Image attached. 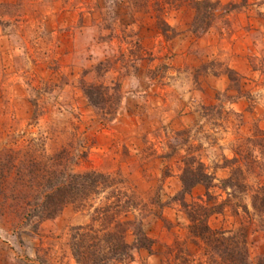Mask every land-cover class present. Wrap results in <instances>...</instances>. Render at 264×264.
I'll return each mask as SVG.
<instances>
[{
    "label": "rangeland",
    "instance_id": "1",
    "mask_svg": "<svg viewBox=\"0 0 264 264\" xmlns=\"http://www.w3.org/2000/svg\"><path fill=\"white\" fill-rule=\"evenodd\" d=\"M89 86L107 89L97 106ZM29 145L115 187L20 227L7 155ZM198 168L211 186L181 194ZM112 191V219L152 244L111 264H206L188 237L201 209L264 259V0H0V264H78L70 229Z\"/></svg>",
    "mask_w": 264,
    "mask_h": 264
},
{
    "label": "trees",
    "instance_id": "2",
    "mask_svg": "<svg viewBox=\"0 0 264 264\" xmlns=\"http://www.w3.org/2000/svg\"><path fill=\"white\" fill-rule=\"evenodd\" d=\"M197 4L200 5L196 3V6ZM90 87L92 86L84 88V94L90 103L97 106L98 100L100 98L104 100V96L106 97L107 89L95 86L92 92ZM18 155L20 157H15ZM8 156L16 160L15 165L12 164L14 174L12 179L16 185L24 189V191L16 189L15 193L8 195L12 202L23 201L27 207L21 212L20 227L35 222V227L34 225L31 227L36 228L37 223L53 218L67 204L81 205L83 202H89L105 190L113 189L116 184V181L107 174L94 171L74 173L70 169L68 171L59 158L49 159L48 163L49 160L31 145L22 151H10ZM5 161L4 170L8 164ZM11 170L6 172L9 173ZM180 180L181 194H188L197 185L208 188L213 181L211 176L200 168L185 169ZM110 197L113 200L111 199L112 202L110 201L108 205L93 209L89 224L70 229L71 254L78 264L119 263L129 257L131 249L144 248L149 251L151 247L152 241L144 234L140 223L112 219L113 212L118 210L119 201L118 197H113V191ZM210 213L208 209L206 211L201 209L196 216L189 215V240L201 247L207 258L206 264H253L246 249L235 241V236L225 239L222 237L225 233L213 231L207 225L206 217ZM14 214L17 215V212ZM129 226H134L135 241L132 244L123 240ZM255 264H264V259Z\"/></svg>",
    "mask_w": 264,
    "mask_h": 264
}]
</instances>
